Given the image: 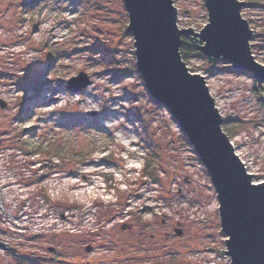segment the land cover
<instances>
[{
  "label": "rangeland",
  "instance_id": "374dc122",
  "mask_svg": "<svg viewBox=\"0 0 264 264\" xmlns=\"http://www.w3.org/2000/svg\"><path fill=\"white\" fill-rule=\"evenodd\" d=\"M241 1L264 65V0ZM173 3L179 29L207 22L203 0ZM127 24L121 0H0V240L13 263L230 264L210 177L147 92ZM187 58L263 182L264 84L199 51ZM79 72L90 84L74 93Z\"/></svg>",
  "mask_w": 264,
  "mask_h": 264
},
{
  "label": "water",
  "instance_id": "95a60500",
  "mask_svg": "<svg viewBox=\"0 0 264 264\" xmlns=\"http://www.w3.org/2000/svg\"><path fill=\"white\" fill-rule=\"evenodd\" d=\"M121 1L133 38L136 69L147 92L179 125L215 189L220 229L226 236L220 253L229 256L230 264H264V181L253 183L254 175L246 171L222 130L221 114L206 80L192 73L180 56L183 37L193 44L199 40L194 46L209 62L222 59L264 84V65L251 53L253 33L240 12L245 2L203 0L207 22L193 32L191 27L179 29L173 0ZM66 84L76 93L90 84V76L79 72ZM174 232L182 234L179 229ZM6 244L0 240V248L13 249Z\"/></svg>",
  "mask_w": 264,
  "mask_h": 264
},
{
  "label": "trees",
  "instance_id": "16d2710c",
  "mask_svg": "<svg viewBox=\"0 0 264 264\" xmlns=\"http://www.w3.org/2000/svg\"><path fill=\"white\" fill-rule=\"evenodd\" d=\"M248 1V0H247ZM181 48H180V56H181V58H182V60L183 61H185V60H187L188 58V56L190 55V54H195V53H197L198 52V50L196 49V47L194 46V44H193V42H192V40L189 38V37H184L183 39H182V44H181V46H180ZM185 63V62H184ZM259 82V81H258ZM222 130L224 131V133H225V131H226V129H225V125L224 124H222ZM97 136H98V138L99 139H106V134H105V132L104 131H102V129L100 128V129H96V133H95ZM94 134V135H95ZM227 134V133H226ZM103 137H105V138H103ZM96 138H92V140H89V142L86 144L88 147H90V146H94V145H96ZM80 146V147H79ZM81 146H83V143L81 144V143H79V145H77V144H75L74 145V147H72V152H73V154H75L76 156H78L79 155V153H81L82 154V149L81 148H83V147H81ZM86 147V146H85ZM155 158L156 157H153L151 160H149V161H147V163H151V166H149L150 168H153V165H154V161H155ZM146 169V165H145V167H144V170ZM145 174L147 175V174H149V173H144V176H145Z\"/></svg>",
  "mask_w": 264,
  "mask_h": 264
},
{
  "label": "built area",
  "instance_id": "2783aa9c",
  "mask_svg": "<svg viewBox=\"0 0 264 264\" xmlns=\"http://www.w3.org/2000/svg\"><path fill=\"white\" fill-rule=\"evenodd\" d=\"M6 253H7L6 249L0 248V264H17V263L11 262L10 258L6 255Z\"/></svg>",
  "mask_w": 264,
  "mask_h": 264
}]
</instances>
